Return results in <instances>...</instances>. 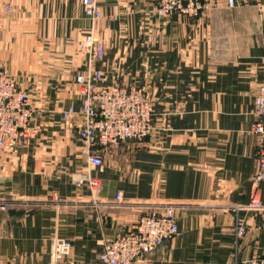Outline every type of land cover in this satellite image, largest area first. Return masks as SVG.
Returning <instances> with one entry per match:
<instances>
[{"label": "crops", "instance_id": "obj_1", "mask_svg": "<svg viewBox=\"0 0 264 264\" xmlns=\"http://www.w3.org/2000/svg\"><path fill=\"white\" fill-rule=\"evenodd\" d=\"M11 12H6V5ZM87 19L80 0H0V62L42 115L25 147L0 157V198L29 201L0 212L3 264H45L52 239L70 243L74 264H97L105 238L130 229L145 206L95 208L81 176L100 179L97 202L117 192L138 205L180 203L178 234L140 264H245L264 253V216L249 210L258 140L248 133L264 85V0H210L198 18L158 19L150 0H98ZM106 50L102 85H135L148 95L153 130L142 145L93 146L89 168L78 131L74 76L87 33ZM57 196L72 204H52ZM264 204V182L260 185ZM49 202L50 204H42ZM38 203V204H37ZM236 207V208H235ZM244 229L241 236L236 232Z\"/></svg>", "mask_w": 264, "mask_h": 264}, {"label": "built area", "instance_id": "obj_2", "mask_svg": "<svg viewBox=\"0 0 264 264\" xmlns=\"http://www.w3.org/2000/svg\"><path fill=\"white\" fill-rule=\"evenodd\" d=\"M158 19L173 17L198 18L210 7V0H150ZM231 7L235 0H225ZM84 16L95 22L102 18L98 0H80ZM6 12L11 6L6 5ZM77 50L85 55L84 72L74 76L73 85L79 109L73 107L61 111L63 120L78 114L82 126L78 131L80 141L85 147L86 162L89 168L101 171L103 160L93 151V146L106 147L118 142H132L142 145L144 139L153 130V111L146 92L135 85H123L119 82L109 86L102 85L103 72L95 64L102 62L106 50L102 38L87 33L76 42ZM262 63L264 64V42L262 45ZM254 122L248 133L259 142L255 157L256 171L250 182V195L247 209L261 212L264 216V204L260 199V185L264 182V85H261L254 97ZM42 115V110L34 106L29 93L23 89L0 63V157L19 147H25L36 134L30 122ZM78 189L86 188L91 204L107 208L145 206L142 214L130 229L112 238H105L97 256V264H140L144 255L164 246L165 242L178 234L177 210L187 208V204L159 202L151 204L134 203L126 200L121 192L114 199L97 202L102 192L99 178L81 176L75 181ZM52 204H72L59 199L56 195L49 201ZM43 202L42 204H50ZM29 201L14 198H0V212ZM38 204V203H37ZM236 208V207H235ZM244 229H237L241 236ZM70 243L58 237L52 239L50 257L45 264H74L70 257ZM0 264H3L0 259ZM245 264H264V253L251 258Z\"/></svg>", "mask_w": 264, "mask_h": 264}, {"label": "rangeland", "instance_id": "obj_3", "mask_svg": "<svg viewBox=\"0 0 264 264\" xmlns=\"http://www.w3.org/2000/svg\"><path fill=\"white\" fill-rule=\"evenodd\" d=\"M76 50H77V48H76ZM78 51V50H77ZM2 65H3V63L2 62H0ZM4 66V65H3ZM255 97V96H254ZM253 101H254V98H253ZM253 108H254V104H253ZM252 115H253V112H252ZM254 117V116H253ZM254 122V121H253ZM250 127H251V125H250ZM250 127H249V129H250ZM249 131V130H248ZM49 205V204H48Z\"/></svg>", "mask_w": 264, "mask_h": 264}]
</instances>
